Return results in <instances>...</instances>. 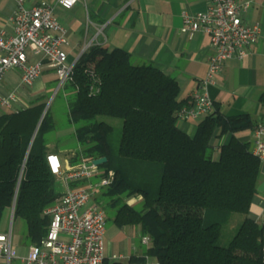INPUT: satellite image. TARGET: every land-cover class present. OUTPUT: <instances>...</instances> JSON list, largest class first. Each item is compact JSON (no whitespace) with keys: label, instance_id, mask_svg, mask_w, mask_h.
I'll return each instance as SVG.
<instances>
[{"label":"trees","instance_id":"trees-1","mask_svg":"<svg viewBox=\"0 0 264 264\" xmlns=\"http://www.w3.org/2000/svg\"><path fill=\"white\" fill-rule=\"evenodd\" d=\"M66 86L74 91L69 119L79 145L70 165L105 157L99 175L113 170L114 177L97 201L114 210L117 227L139 226L142 236L150 237L145 252L128 261L149 256L160 264H264V227L248 217L227 247L218 244L230 214L246 215L256 192L262 161L234 136L253 127L248 115L215 110L191 137L176 125L178 110L189 104L178 99L176 80L153 65H133L123 49L99 44L76 60ZM45 105L38 96L23 109L0 114V225L15 200L14 218L26 223L27 245L45 235L43 212L62 193L46 162L47 134L54 128L50 108L26 156ZM96 116L122 119L116 153L108 139L112 125L94 121ZM216 129L232 137L214 159ZM132 196H141L139 209L125 202ZM125 262L105 258L103 264Z\"/></svg>","mask_w":264,"mask_h":264},{"label":"built area","instance_id":"built-area-1","mask_svg":"<svg viewBox=\"0 0 264 264\" xmlns=\"http://www.w3.org/2000/svg\"><path fill=\"white\" fill-rule=\"evenodd\" d=\"M77 0H56V3L41 1L26 7L18 0L12 15L7 19L11 32L0 29V83L9 70H19L17 87L3 94L0 92V107L10 109L18 90L30 86L42 73V63L28 62V53L41 55L53 69L58 87L70 79L75 62L68 60L63 45L67 44L66 28L55 15L56 6L70 9ZM249 2L237 0H209L204 11L191 14L182 12V31L191 35L203 31L209 35L213 53L209 58L204 78L191 94L188 105L178 110V118L197 120L213 111V101L208 88L215 83L224 62L232 57L242 58L251 44L257 41L260 28L256 23H247L242 12ZM57 87V88H58ZM251 153L264 160V124H257L252 133ZM83 159L76 165L62 160L55 153L46 155V162L53 175L65 186L57 200L44 210L48 218L45 235L38 243L28 245L25 256L19 255L12 243V224L8 231L0 232V264H103L106 215L101 202L93 198L108 186L114 177L109 170L99 175L95 165ZM72 183H78L71 186ZM15 200L10 209L14 218ZM264 227V211L260 216ZM142 242L148 245V237ZM264 259V247H263ZM125 264H160L146 257L142 261Z\"/></svg>","mask_w":264,"mask_h":264},{"label":"crops","instance_id":"crops-1","mask_svg":"<svg viewBox=\"0 0 264 264\" xmlns=\"http://www.w3.org/2000/svg\"><path fill=\"white\" fill-rule=\"evenodd\" d=\"M17 1L0 0V29L11 32L7 19L12 15ZM22 1L26 7L41 1L56 3V0ZM237 1L249 2L242 12V18L247 23L259 25V37L249 46L244 57H232L224 62L208 93L213 101V111L218 110L224 116H249L253 127L237 131L234 136L249 143L250 147L254 127L259 123L264 124V0ZM208 3L209 0H77L70 9L57 5L55 15L66 28L67 44L62 48L70 62H76L93 44L104 45L108 50L123 49L130 53L133 65L150 64L174 78L180 88L178 99L189 103L191 94L206 74L214 50L207 33L196 31L189 35L182 31V12L195 14L204 11ZM28 62H41V74L49 73L51 81L57 79L43 57L29 61L28 54ZM19 74L17 69L7 71L0 83V92L8 94L14 90L19 83ZM38 78L30 86L18 90L10 110H0V114L23 109L40 96L44 83ZM201 119L177 118L176 125L193 137ZM231 137L232 134L216 129L211 140L213 154H218L219 147ZM47 147L49 153L57 154L64 161L73 155L66 148L50 143ZM99 195L100 191L93 198L95 202ZM99 202L105 203L102 200ZM263 211L264 160L261 162L256 192L245 217L260 225Z\"/></svg>","mask_w":264,"mask_h":264},{"label":"rangeland","instance_id":"rangeland-1","mask_svg":"<svg viewBox=\"0 0 264 264\" xmlns=\"http://www.w3.org/2000/svg\"><path fill=\"white\" fill-rule=\"evenodd\" d=\"M28 54L29 61L41 57V55H32L30 52ZM38 79L44 83L43 86L41 85L40 96L42 101L48 104L54 122V128L47 134L49 143L59 148H66L70 155L71 153L74 154L78 150L79 145L75 137L76 126L69 119V103L74 96L73 88L66 86V82L58 87L56 80L54 81L56 84L51 81L49 73L41 74ZM0 110L10 109L0 107ZM94 121H105L112 125L113 130L109 134L108 139L112 151L116 153L121 138L122 119L110 116H96ZM213 158L217 159L218 154H213ZM58 189L61 192L65 189V186L60 181H58ZM124 200L136 209H139L142 204L141 196H132ZM102 205L107 217L104 237V253L107 259L110 261H126L131 255L140 256L143 254L146 248L151 245L150 237L142 236L139 226L117 227L112 223L114 210L107 206L104 207L103 203ZM43 215L47 217L44 212ZM244 217L245 215L242 213L234 212L230 214L228 221L221 228V235L218 239L220 246L227 247L229 245ZM10 224H12L13 246L17 249L19 255L25 256L28 249L26 223L20 217H15L11 220L10 212L7 211L3 216L0 231H8ZM143 237H148V245L142 242Z\"/></svg>","mask_w":264,"mask_h":264},{"label":"water","instance_id":"water-1","mask_svg":"<svg viewBox=\"0 0 264 264\" xmlns=\"http://www.w3.org/2000/svg\"><path fill=\"white\" fill-rule=\"evenodd\" d=\"M47 108H48V104H46V106H45V108H44V110H43V112H42V115H41V117H40V119H39V122H38V124H37V126H36V128H35V131H34V133H33V135H32V138H31L30 143H29L28 148H27L26 156H27V153H28V151H29V149H30V146H31V144H32V141H33L34 136H35V134H36V131H37V129H38V126H39V124H40V122H41V120H42V118H43V116H44V114H45ZM24 161H25V160H24ZM104 162H106V158H105V157H100V158L92 159V160L88 161L86 164H87L88 166H90V165L98 166V165L103 164ZM23 165H24V163H23Z\"/></svg>","mask_w":264,"mask_h":264}]
</instances>
